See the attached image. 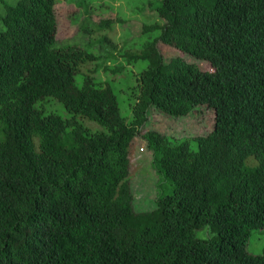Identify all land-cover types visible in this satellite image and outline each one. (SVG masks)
<instances>
[{
	"label": "trees",
	"instance_id": "trees-1",
	"mask_svg": "<svg viewBox=\"0 0 264 264\" xmlns=\"http://www.w3.org/2000/svg\"><path fill=\"white\" fill-rule=\"evenodd\" d=\"M57 4L0 13V264H264L248 251L264 229V0H160L156 35L121 61L59 45ZM139 61L124 116L113 83ZM202 107L206 136L142 131ZM140 139L160 179L148 211L130 181Z\"/></svg>",
	"mask_w": 264,
	"mask_h": 264
},
{
	"label": "rangeland",
	"instance_id": "rangeland-1",
	"mask_svg": "<svg viewBox=\"0 0 264 264\" xmlns=\"http://www.w3.org/2000/svg\"><path fill=\"white\" fill-rule=\"evenodd\" d=\"M160 0H58L56 7L58 17V43L59 45H78L87 50L107 57L114 54L121 58V51L143 50L148 40L155 33H144V27L158 21L159 17L154 8ZM18 0H0V13H5L4 4L15 5ZM102 20L113 21L112 30L101 29L98 24ZM92 28L91 33L84 32V28ZM163 56L167 61L173 58L187 57L180 51L159 44ZM100 61L114 65L122 59ZM147 62L139 61L128 69L124 79L120 83H113L116 94L119 97L121 111L124 116H130L131 104L134 102L133 86L136 84L134 73L145 68ZM200 66L205 70H212L206 63ZM101 76L106 80L108 76L101 70ZM122 76V75H121ZM122 78V77H121ZM99 79V78H98ZM97 79V80H98ZM100 81V80H98ZM81 83V76H78ZM60 113L67 115L66 111ZM214 111L202 107L196 113L185 117L174 119L163 114L151 113L150 120L142 128L143 133L158 131L177 139H193L198 136L208 135L214 128ZM159 177L152 166V153L147 150V145L142 139L136 141L131 153V186L134 193L135 207L139 211L151 210L157 197V185ZM204 231L199 237H206ZM248 251L254 255L264 252V229L255 230L248 245Z\"/></svg>",
	"mask_w": 264,
	"mask_h": 264
}]
</instances>
